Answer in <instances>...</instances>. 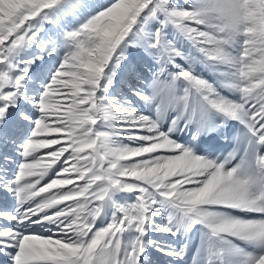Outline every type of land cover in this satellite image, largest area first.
<instances>
[{
  "label": "snow or ice",
  "instance_id": "snow-or-ice-1",
  "mask_svg": "<svg viewBox=\"0 0 264 264\" xmlns=\"http://www.w3.org/2000/svg\"><path fill=\"white\" fill-rule=\"evenodd\" d=\"M0 264H264V0H0Z\"/></svg>",
  "mask_w": 264,
  "mask_h": 264
}]
</instances>
